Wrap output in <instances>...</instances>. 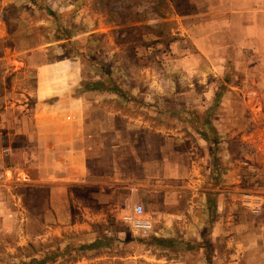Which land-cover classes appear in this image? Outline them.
Returning <instances> with one entry per match:
<instances>
[{
	"label": "crops",
	"instance_id": "0c3cea01",
	"mask_svg": "<svg viewBox=\"0 0 264 264\" xmlns=\"http://www.w3.org/2000/svg\"><path fill=\"white\" fill-rule=\"evenodd\" d=\"M192 3L195 12L178 15L180 36L171 43L169 67L165 68L170 71L174 66L183 72L179 85L185 87H179L178 96L186 103L184 107L193 102L199 114L208 113L214 100H224L210 119L219 136L215 153L207 150L204 132L194 131L181 120L175 126L169 122L156 127L149 117L121 108L100 111L94 119L84 100L95 93L67 96L71 99L68 106L80 102V109L61 108L65 93L50 77L55 64L40 67L34 92H26L25 78L18 75L0 95V244L11 246L12 233L27 229L21 214L26 211L22 200L29 186L51 184V211L59 223L69 225L76 207L71 205L69 185L93 178V162L101 165L100 183L107 188L102 187L100 195L105 201L114 204L115 198L123 196L150 206L156 217L163 218L162 229L159 223L157 227L164 237L203 246L215 244L224 235L229 244L233 228L220 219L225 192L220 182L228 187L224 180L230 179V166L238 162L231 146L243 132L239 118L252 119L257 107L264 112V0ZM5 37H10V29L2 20L0 38ZM22 52L21 48L3 49L0 59L5 71L17 67L12 66L13 54L20 60L16 62L21 72ZM172 53L179 54L173 62ZM165 83L171 87L163 97L172 99L175 82L170 78ZM113 96L124 103L120 95ZM29 97H33L31 104ZM254 100L260 105H254ZM166 109L165 116L171 114ZM25 237L24 233L19 239ZM163 239L166 244L169 238ZM40 257L36 256L37 261Z\"/></svg>",
	"mask_w": 264,
	"mask_h": 264
},
{
	"label": "rangeland",
	"instance_id": "374dc122",
	"mask_svg": "<svg viewBox=\"0 0 264 264\" xmlns=\"http://www.w3.org/2000/svg\"><path fill=\"white\" fill-rule=\"evenodd\" d=\"M192 2L0 0V22L3 20L10 29V37L0 38V57L5 47L23 50L20 73L19 58L11 55L12 66H17L12 71H5L0 59V95L18 75L25 78L22 84L26 92H34L40 67L52 63L56 69L50 77L65 93L61 108L69 107L71 96L95 93V97L84 100L92 118H98L100 111L121 108L149 117L156 127L169 122L175 126L181 120L194 131L199 128V133L204 132L207 150L215 153L219 136L210 119L224 100H214L208 113L199 114L193 102L184 107L186 103L178 96L179 87H185L179 85L183 72L174 66L170 71L165 68L171 43L180 36L178 15L195 12ZM174 55L179 54H171L172 62ZM170 78L175 82L173 96L165 99L163 93H169L171 87L165 81ZM111 94L120 95L126 103L114 96L112 99ZM258 101L253 104L259 106ZM79 104L72 103L69 108L80 109ZM165 108L171 113L168 116L162 114ZM239 121L243 132L231 146L238 162L230 166V179L224 180L228 187L220 182L225 191L220 219L230 222L235 230L229 244L224 235L215 244L203 246L164 237L160 233L163 218L156 217L150 206H144L145 215L153 220L156 231L147 236L134 231L125 217L133 213L138 202L123 196L115 198L114 204L106 202L100 195L102 187L107 188L100 183L101 165L93 162V178L66 186L72 193L71 205L76 206L69 225L59 223L51 211V184L28 187L22 200L26 211L21 214L27 222L26 237L20 240L23 232L12 233L11 246L0 244V264H264V112L257 107L252 119ZM174 232L181 234L180 229ZM41 234L42 242L37 241ZM163 238H169L166 244ZM37 255L43 259L37 261Z\"/></svg>",
	"mask_w": 264,
	"mask_h": 264
},
{
	"label": "built area",
	"instance_id": "2783aa9c",
	"mask_svg": "<svg viewBox=\"0 0 264 264\" xmlns=\"http://www.w3.org/2000/svg\"><path fill=\"white\" fill-rule=\"evenodd\" d=\"M125 220L130 223L134 231H138L142 235L147 236L153 232V220L145 215V207L141 203L134 206L133 213L127 214Z\"/></svg>",
	"mask_w": 264,
	"mask_h": 264
}]
</instances>
